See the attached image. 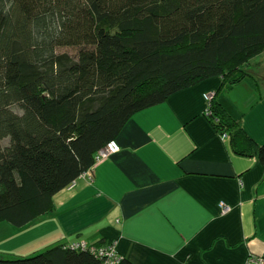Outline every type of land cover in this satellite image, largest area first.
<instances>
[{
    "label": "trees",
    "instance_id": "obj_1",
    "mask_svg": "<svg viewBox=\"0 0 264 264\" xmlns=\"http://www.w3.org/2000/svg\"><path fill=\"white\" fill-rule=\"evenodd\" d=\"M263 51L264 0H0V221L53 211L135 113L212 77L213 128L264 166L228 95L259 90ZM114 244L77 234L0 264H136Z\"/></svg>",
    "mask_w": 264,
    "mask_h": 264
},
{
    "label": "crops",
    "instance_id": "obj_2",
    "mask_svg": "<svg viewBox=\"0 0 264 264\" xmlns=\"http://www.w3.org/2000/svg\"><path fill=\"white\" fill-rule=\"evenodd\" d=\"M221 82L209 78L135 113L116 138L119 152L21 228L48 225L35 250L80 234L89 243L114 240L136 264H245L251 253L264 255V166L234 153L201 115L203 94ZM235 89L240 97L230 95ZM228 95L245 110L247 133L264 143V87L239 83Z\"/></svg>",
    "mask_w": 264,
    "mask_h": 264
},
{
    "label": "rangeland",
    "instance_id": "obj_3",
    "mask_svg": "<svg viewBox=\"0 0 264 264\" xmlns=\"http://www.w3.org/2000/svg\"><path fill=\"white\" fill-rule=\"evenodd\" d=\"M249 68H251V71L256 72V76L259 80V84L264 87V51L251 59ZM221 85H222V82H221L219 87H221ZM219 87H218V89H219ZM218 89L210 91V92H205L203 94L206 105H205V108L203 109V111H201V115L205 118L207 123L213 129V131H215V129L213 128V125L209 121L210 116H211L210 100L213 98L214 94L216 93V91ZM235 90H237V89H235ZM235 90H233L230 93V95H232L233 98H236V96L240 97L241 96L240 95L241 90L240 89H238L237 91H235ZM242 127H243V124H242ZM215 132L217 134H220L217 131H215ZM220 135H222L225 138H228L229 143H230V138L228 136H226L224 134H220ZM230 146H231V144H230ZM231 149H232V147H231ZM119 150H120V146H119L118 150L115 148H112L111 150L109 148L108 149L105 148L104 154H100L101 157L99 158V160L101 158L108 157L111 154H115V153L119 152ZM247 157H253V156H247ZM74 183L71 186H73ZM243 184L244 183L241 182V186H243ZM220 207H221V210L223 213H227L231 210V206H229L224 201H222L220 203ZM5 224H8V226H10V227H5ZM47 226L48 225L45 223V224H42L40 226L33 227V228L29 229L28 231H26L25 229H21L23 227L15 226L12 223H9L8 221H5V220L0 221V257H7V256L17 257L18 255H24L26 253H30L31 251L35 250L37 247H39L38 245L40 243L44 242V239L48 238L47 235L43 233L44 229H46ZM50 226L53 227L52 225H50ZM35 233H37V236L34 235ZM114 246L116 248V244H114ZM252 263L253 264H264V255H255V254L251 253L248 256L245 264H252Z\"/></svg>",
    "mask_w": 264,
    "mask_h": 264
},
{
    "label": "built area",
    "instance_id": "obj_4",
    "mask_svg": "<svg viewBox=\"0 0 264 264\" xmlns=\"http://www.w3.org/2000/svg\"><path fill=\"white\" fill-rule=\"evenodd\" d=\"M105 148H109L110 150L112 149V148H115V149H117L118 150V148H119V145L116 143V141H111L110 143H108V145H106L100 152H99V155L100 154H104V149ZM106 154V153H105ZM100 157H101V155H100ZM76 246H78L79 244L78 243H74ZM84 244V243H83ZM253 264V263H252Z\"/></svg>",
    "mask_w": 264,
    "mask_h": 264
}]
</instances>
